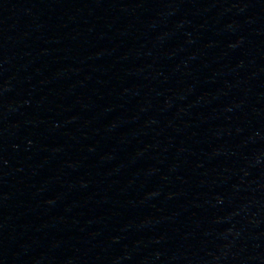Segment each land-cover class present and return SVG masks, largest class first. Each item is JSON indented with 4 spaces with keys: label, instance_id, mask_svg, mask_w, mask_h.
<instances>
[{
    "label": "water",
    "instance_id": "water-1",
    "mask_svg": "<svg viewBox=\"0 0 264 264\" xmlns=\"http://www.w3.org/2000/svg\"><path fill=\"white\" fill-rule=\"evenodd\" d=\"M112 264H264V0H69Z\"/></svg>",
    "mask_w": 264,
    "mask_h": 264
}]
</instances>
